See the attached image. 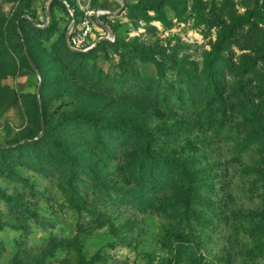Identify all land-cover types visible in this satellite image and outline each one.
Here are the masks:
<instances>
[{
	"label": "rangeland",
	"instance_id": "rangeland-1",
	"mask_svg": "<svg viewBox=\"0 0 264 264\" xmlns=\"http://www.w3.org/2000/svg\"><path fill=\"white\" fill-rule=\"evenodd\" d=\"M72 21L83 56L63 46ZM137 71L193 105L127 99ZM160 125L180 138L157 154L196 185L152 199L113 129ZM0 264H264V0H0Z\"/></svg>",
	"mask_w": 264,
	"mask_h": 264
},
{
	"label": "trees",
	"instance_id": "trees-1",
	"mask_svg": "<svg viewBox=\"0 0 264 264\" xmlns=\"http://www.w3.org/2000/svg\"><path fill=\"white\" fill-rule=\"evenodd\" d=\"M32 20L34 24H38L35 19ZM23 23L31 25L28 19L24 16L20 18V24ZM51 25L52 21L49 19L46 27L34 28H36L37 31H48ZM63 46L66 52L71 55L83 56L89 53V51L77 52L69 49L66 45L64 36ZM216 51L214 55H216ZM204 72L208 74V84L210 89L214 90L215 87L212 83V64L204 65ZM131 79L133 81V85H131L130 90H122V88H119L118 90L121 91V94L125 93L127 96L129 95L130 97H127V99L141 102L140 104L143 106L169 113L173 108L182 109L185 102H187L190 106L193 105L194 101H184L183 103L178 97L179 93H181L183 97H189V94L185 95L183 91V84H181V89L179 88V91H177L173 85H170V83L164 81L161 77L158 76L154 78L142 76L138 73V71L136 72L135 77H131ZM190 84L191 83H186L185 86L187 87ZM106 128L107 130H111L110 127ZM113 130L116 131L114 134L119 132L123 135L129 136L131 140H133L130 144H122L120 148L115 149L114 152L117 154V161L121 160V164L124 167L131 165V172L129 173V176H135L136 180H138V182H136L135 179H133L134 181L132 182H136V191H139L141 195L145 194L146 191L150 189L154 195L152 199H156V196L162 190H165V188L174 189L181 187L184 184L186 185V190H191L195 187L196 183L194 182V173L190 171L187 161H180L179 159L168 157L173 154L174 151H171L172 153H162L164 155L161 156L157 154V150L160 146L161 150H165L164 145H168L172 148L173 144L179 140L180 137L177 131L171 130L167 127L164 128L163 125L152 129L140 126L128 129L116 127ZM96 141L97 143L102 144V141H105V139L101 138ZM180 141L182 142V140ZM103 152H105L104 154L107 156V147H104ZM58 159L63 161L62 166L66 168L65 186L68 188V196L72 200L71 202H73L76 197L74 191L70 188L71 181L73 179L72 165L68 156L63 151H58ZM85 171H90V169L84 168V174ZM82 174L83 173L80 175ZM183 207L185 210L188 209V200L183 203Z\"/></svg>",
	"mask_w": 264,
	"mask_h": 264
},
{
	"label": "built area",
	"instance_id": "built-area-1",
	"mask_svg": "<svg viewBox=\"0 0 264 264\" xmlns=\"http://www.w3.org/2000/svg\"><path fill=\"white\" fill-rule=\"evenodd\" d=\"M90 33V28L86 25L77 29L73 27L69 31L67 39H65L66 45L72 51L85 52L89 48L87 35H90Z\"/></svg>",
	"mask_w": 264,
	"mask_h": 264
},
{
	"label": "water",
	"instance_id": "water-1",
	"mask_svg": "<svg viewBox=\"0 0 264 264\" xmlns=\"http://www.w3.org/2000/svg\"><path fill=\"white\" fill-rule=\"evenodd\" d=\"M119 1H121L122 2V0H119ZM70 10V9H69ZM70 12H72V11H70ZM96 22L99 24V25H101L102 26V28L107 32V34H111V31L109 30V28H108V26H106V25H104L102 22H100V21H98V19L96 20ZM73 21L71 22V24H70V26H69V28H68V30H67V32H66V34H65V39H67V37H68V34H69V31L73 28ZM45 27V26H44Z\"/></svg>",
	"mask_w": 264,
	"mask_h": 264
}]
</instances>
